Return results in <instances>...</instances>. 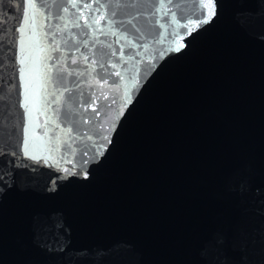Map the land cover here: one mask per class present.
Here are the masks:
<instances>
[{"label":"water","instance_id":"95a60500","mask_svg":"<svg viewBox=\"0 0 264 264\" xmlns=\"http://www.w3.org/2000/svg\"><path fill=\"white\" fill-rule=\"evenodd\" d=\"M31 2L0 0V264H264V0Z\"/></svg>","mask_w":264,"mask_h":264},{"label":"snow or ice","instance_id":"6c2138e0","mask_svg":"<svg viewBox=\"0 0 264 264\" xmlns=\"http://www.w3.org/2000/svg\"><path fill=\"white\" fill-rule=\"evenodd\" d=\"M169 2H171V0H169ZM28 6L31 7V8H33V9L36 8V4H35V3H32L31 0H29V4H28ZM72 6H73L74 8H75V7H78V5H77L76 3H73ZM83 6H84V7H90V5H88V4H84ZM21 7H23V6H21ZM100 7H104V5L101 4ZM164 7H165V6H164L163 4L160 5V8H161V9L164 8ZM200 7H201V9H208V8H211V9H212V14H214V8H215V5H214V4H203V5H200ZM64 11H67V8H65ZM168 11L170 12L171 9H168ZM113 15H115V13H113ZM174 16H175V14L173 13V17H174ZM20 19H21L22 21H26V20L28 19V17H27V13H24V14L20 17ZM46 19H47V17H46ZM175 22L179 23V21H175ZM207 22H208L207 20H205V19H201V23H207ZM127 23H128L129 25H132L133 28L136 27L135 25L132 24V20H128ZM85 24L87 25V21H85ZM163 26H164L163 24L160 25V27H163ZM180 27H181V28H187V24L181 23V24H180ZM16 31H18V32H20V33H23V32L25 31V29H24L23 26H19V27L16 29ZM136 31L139 32V29H136ZM113 34H115V33H113ZM189 34H190V32H189ZM173 35H178V33H173ZM124 40H125L126 43H128V44L130 45V49H131L132 51H134V52H135V55H137V56L139 55V52H136L135 49L140 48V47H144L145 50H147L146 45H144V44H140V43H135V44H134V43L132 42V40L128 39L127 36L124 37ZM156 42H157V43H160L161 41H160L159 39H156ZM85 46H87V45H85ZM109 47H111V46H109ZM183 47H184V44L181 43V44H179L174 50H175V51H180V49L183 48ZM171 50H172V49L170 48V49H167V50L161 51V52H160V56L163 57L164 54H165V51H171ZM123 54H124V49L121 48L120 51H119V55H120L121 57H123ZM111 55H112V56H117L118 53H117L116 51H113V52L111 53ZM133 58H134L133 55H129V56H128V59H133ZM87 59H88V57H85V60H87ZM23 62H24L23 59H21V63H22V64H23ZM75 62H76V61L73 60V63H75ZM124 62L127 63L128 61L125 60ZM152 62H153L152 59H149L148 61H146V63H148L149 65H151ZM93 63H96V61H93ZM102 67H103V65H102ZM113 67H115V65H113ZM20 72L22 73V72H23V69H20ZM116 75L118 76L119 73H116ZM105 99H106V97H105ZM125 99H126V102H127V100L129 99V97L127 96V94H125ZM25 110L27 111V105H25ZM92 111H93V112H97V109H96V108H93ZM69 131H71V129H69ZM85 135H87V134H85ZM101 138L104 139V140H107V139H108L107 136H103V137H101ZM88 139L91 140L92 137H91V136H88ZM92 147H93V148H97V147L102 148L103 145L101 144V145L97 146V145L94 143ZM89 151H92V149H88V150H86V151L84 152V156H88ZM33 158H34V157H33ZM85 162H86V161H85ZM66 171H67V170H66ZM56 243L59 244V239L57 240ZM59 246H60L61 250H63V245H59Z\"/></svg>","mask_w":264,"mask_h":264}]
</instances>
